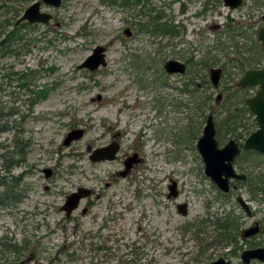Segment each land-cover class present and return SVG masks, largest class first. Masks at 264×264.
<instances>
[{
	"label": "rangeland",
	"instance_id": "374dc122",
	"mask_svg": "<svg viewBox=\"0 0 264 264\" xmlns=\"http://www.w3.org/2000/svg\"><path fill=\"white\" fill-rule=\"evenodd\" d=\"M36 1L52 19L15 25ZM253 6V0L235 10L223 0H63L59 7L0 0V194L9 202L0 205V264L28 258L25 264H208L221 257L245 264L244 250L264 246V204L243 183L221 191L205 174L197 139L186 142L191 126H201L199 137L209 114L217 128L234 107L212 101L198 117L194 103L177 107L175 90L160 85L172 54L210 57L214 66L233 58L246 45L238 34L252 16L261 20L263 10ZM165 20L176 34L152 29ZM97 45L106 46L107 66L80 68ZM219 91L212 90L213 100ZM252 119L247 112L242 124ZM76 129L82 137L66 145ZM228 138L217 133L220 145ZM113 141L121 146L115 159L91 160ZM134 153L143 160L124 176ZM172 180L177 197L168 196ZM79 187L91 194L67 216L62 206ZM183 203L186 215L178 210ZM227 217L239 223L232 236L215 224ZM256 223L260 231L245 237Z\"/></svg>",
	"mask_w": 264,
	"mask_h": 264
},
{
	"label": "water",
	"instance_id": "95a60500",
	"mask_svg": "<svg viewBox=\"0 0 264 264\" xmlns=\"http://www.w3.org/2000/svg\"><path fill=\"white\" fill-rule=\"evenodd\" d=\"M48 5L59 7L63 0H42ZM226 6L231 9H235L241 5L242 0H224ZM52 19V15L47 12L41 11V1L32 3L26 11L18 18L15 25H19L25 20L30 23L35 22H48ZM125 34L130 36L132 31L130 28L125 29ZM260 40L264 45V29L260 32ZM106 46L97 45L94 47L92 53L79 65L80 68H87L90 71H95L101 67L107 66ZM187 65L177 60H168L165 63V69L169 73L184 72ZM210 79L215 88L218 87L221 79L222 69L219 67H211L209 70ZM255 84H261V89L258 94L247 100L248 107L256 115V121L258 128L253 131L245 140L244 148L247 150H255L260 153H264V70H250L247 71L241 79L240 85L252 86ZM220 95L218 96V99ZM83 130L76 129L68 133L64 143L69 145L72 141L79 139L83 135ZM197 150L204 162L205 174L212 180V182L223 192L227 193L231 190V181L239 180L245 181L247 175L243 172H238L234 162L235 159L241 154V147L239 143L231 138L226 144L220 146L217 139V130L215 125L214 114H209L204 125L201 136L197 141ZM120 151V144L117 141H113L110 144L96 148L91 153V160H113L117 157ZM141 162L137 154L128 157L125 160V170L121 172L122 175H126L132 169L134 164ZM47 176H50L51 170L47 169ZM178 184L176 181H172L170 185L169 196H178ZM91 189L86 187H79L76 191L70 193L62 209L66 211V215L70 216L74 210H76L82 201V199L90 196ZM238 202L244 208L249 216H251L252 209L243 196L237 197ZM178 210L180 213L186 215L188 213L187 204H179ZM87 208L83 210L85 213ZM260 231V224L256 223L254 226L247 229L244 233L245 237H251L256 235ZM241 258L245 264H249L252 260H260L264 262V246L246 249L242 252ZM230 260H226L221 257L208 264H231ZM6 264H24L20 262H9Z\"/></svg>",
	"mask_w": 264,
	"mask_h": 264
},
{
	"label": "flooded vegetation",
	"instance_id": "af4514ba",
	"mask_svg": "<svg viewBox=\"0 0 264 264\" xmlns=\"http://www.w3.org/2000/svg\"><path fill=\"white\" fill-rule=\"evenodd\" d=\"M253 1H254L253 7L258 8V10H263V12L260 14L261 20L259 22L261 24L259 22H257V20L255 19L254 16H252V14H249V16L251 15L252 18H250V21L248 22V24L246 26V30H241V33L238 34V36L241 37V39H243L245 41L246 45L242 44V46L240 48H239V46H237V49L235 50L236 55L233 58L227 59V62L221 63L220 66H211V67H219L222 69L220 83H219L217 88H215L213 86L211 79H210L209 70L211 67L206 71V69L201 70V66H198V65L190 66V64L187 62L188 57L184 58L183 52H181L180 55H177L178 57H174L173 54L170 55L171 57L168 60H177V61H180V62L184 63L185 65H187V68L184 72L169 73L165 69V63L168 60L164 63L163 67H164V70L167 74L166 76L168 79L166 78V80H163L162 82L160 81V85H164V87H166V88H169V89L173 88L175 90L177 98L174 100L177 101V104H176L177 107H186V100L189 102L188 104L194 103L195 106L199 103V99L195 95H192L191 91L186 87V83L187 82L189 83V81L191 80V75H195V79H196L195 82H197L198 89H200V90L205 88L204 84L202 83V77H201L203 74L207 75V78H208V80L212 86V90L213 89L219 90V88H220L221 91H219L217 93L214 100L211 99L210 103H212V101H215V103L220 104V105H245L248 107L247 100L258 94V92L261 89V84H255L252 86L240 85L241 79L247 71L264 70V45H263V41L260 40V32L262 29H264V0H253ZM223 2H224V0H223ZM244 2H245V0H242L241 5L238 6L237 8L241 7L244 4ZM224 5H225V3H224ZM226 7H228V6H226ZM228 8L230 10L237 9V8L231 9L230 7H228ZM259 8H261V9H259ZM218 28H220V26H218ZM228 30H232V29H228ZM167 34H173V33H167ZM189 57L193 58L195 62H201L203 60L202 59V60L197 61V60H195L194 56H189ZM171 77L174 78L176 80L175 83H178V85H180V86L174 85V82H172L170 79ZM219 95H220V98L218 99ZM170 96H171V93H170ZM166 100L167 99L165 96L162 97V101L164 103L167 102ZM168 102L170 103V105L173 104V102L171 101V98L169 99ZM249 111H250V114H252L251 116L253 117V119L256 121V115L250 110V108H249ZM163 116H164L163 114H159L158 116H157V113L155 114V118H159L160 120H163ZM215 125H216V120H215ZM203 128H204V126H203ZM257 128H258V124L256 121L255 129L252 128V131L249 134L245 135V138L243 141H242V139H236L235 136H231V134L228 135L229 136L228 140L233 138L239 143V145L242 149L241 154L239 156H241L243 154V152L245 150H247L244 148V142H245L246 138L253 131H255ZM243 129H244V127L241 126L239 128L238 132L245 131ZM216 130H217V128H216ZM199 137H198V139H199ZM198 139H197V141H198ZM179 141H181V140H179ZM220 146H223V145H220ZM120 148H121V146H120ZM134 154H137L138 158H140L141 161L143 160V158L140 157L138 153H134ZM237 158L235 159L234 165L236 163ZM139 163H137V164H139ZM137 164H134L133 167ZM237 171L243 172L247 175V173L245 171H242V170L239 171L238 169H237ZM247 178H248V175H247ZM172 181H175V180H172ZM233 181H236L237 183L242 184V183L246 182L247 179L245 181L232 180L231 181V188H232V182ZM171 184H169V190H170ZM236 187H237L236 185H233V189H236ZM177 189H178V187H177ZM169 193H170V191H169ZM178 193H179V190H178ZM168 196H169V194H168ZM238 196H241V195H238ZM85 208H87V207H85ZM87 211H88V208H87ZM251 215H252V213H251ZM260 229H261V225H260ZM27 260H29V258ZM27 260H21V261H23L25 264V262ZM11 262H20V261H11Z\"/></svg>",
	"mask_w": 264,
	"mask_h": 264
},
{
	"label": "trees",
	"instance_id": "16d2710c",
	"mask_svg": "<svg viewBox=\"0 0 264 264\" xmlns=\"http://www.w3.org/2000/svg\"><path fill=\"white\" fill-rule=\"evenodd\" d=\"M175 27L176 26L174 25H170L167 20L162 22H156L154 25H152V29L154 31L173 34H176ZM187 62L190 64V66H201V70L206 69V71L211 66H214L216 64V60L210 57L206 59L204 58L201 62H195L193 58L188 57ZM201 77L202 83L205 86L204 89L206 90V93L204 95L199 94L200 89H198L197 82H195V75H191V80L189 81V83H186V87L191 91L192 95H195L199 99V103L194 106L197 109L198 117H204L206 108L211 107L210 101L212 99L213 94L212 86L207 78V75L203 74ZM231 106L234 107V109L227 111L226 116L221 118L220 121H218L217 133L221 136L223 135V137L224 135L226 136L227 134H231V136H235L236 139H244L245 135L249 134L252 131L253 127H256V121L252 119V122L250 124H242V117L245 116L247 112L248 114H250L249 108L245 105ZM241 126L244 127L243 130L245 131L238 132ZM200 129L201 126L199 125L191 126V130H189V138H186V142H194L196 139H198ZM247 162H251L250 164L252 166L250 168L245 166ZM236 164H238L240 166V169L242 171H245L248 175L247 181L243 184L248 186V192L251 195V198L254 200L257 199L262 204H264V154L254 150H245L243 154L237 158ZM8 203L9 202L6 200V196L4 194H0V205H5ZM219 221L220 219L218 218L215 222V224H217L218 226V229H221L222 231H228L230 236H232L233 233H238L240 229L239 223L237 222V224H235V219H230L229 217H227L223 218L221 222Z\"/></svg>",
	"mask_w": 264,
	"mask_h": 264
}]
</instances>
